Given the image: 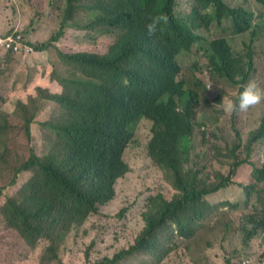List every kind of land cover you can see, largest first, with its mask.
I'll return each instance as SVG.
<instances>
[{
  "label": "trees",
  "instance_id": "1",
  "mask_svg": "<svg viewBox=\"0 0 264 264\" xmlns=\"http://www.w3.org/2000/svg\"><path fill=\"white\" fill-rule=\"evenodd\" d=\"M65 1L61 28L48 41L29 42L36 52L55 54L50 57L52 77L63 86V92L46 89L49 98L63 107L64 117L60 121H56L57 115L52 120L41 118L40 107L37 114V110L30 114L28 102H19L18 108L27 117L28 136L32 135L31 125L43 121L42 127L53 133V144L43 156L32 148L19 166V174L29 171L31 176L16 195H6L0 206V228L4 231L0 244L6 254H11L21 242L34 248L45 238L50 242L49 252L54 254L53 243L63 240L74 225L83 224L100 211L101 205L113 200L116 181L129 170L124 154L135 138V125L147 118L152 122L148 154L171 176L174 193L171 198L161 192L150 195L143 212L144 228L134 243L112 258L90 264H119L120 259L136 252L153 254L158 262L171 254L183 256L188 250L185 243L191 246L201 231L214 229V222L221 219L211 214V196L234 184L245 191L246 203L256 193L254 183L236 178L239 168L249 163L251 152L260 162L253 175L257 182L264 181V120L243 140L236 126L242 112L234 113L227 140L226 131L215 127L214 141H210L214 151L211 166L227 164V174L216 171L208 175V167L200 163L188 166L195 129L216 123L214 118L198 120L199 106L205 105L221 117L223 88L231 85L242 91L257 70L256 36L251 29L257 26V13L245 6L251 0L236 6L228 0H195L187 17L178 14L177 0ZM253 1L264 8V0ZM82 7L90 17L77 22L75 13ZM161 14L168 17V23L149 36L147 23ZM211 20L218 24L229 21L225 29L237 38L244 36L239 40L243 46L236 49L224 36L203 38L200 30ZM68 26L87 30L93 39L104 37L109 45L104 51L64 50L58 43ZM246 32L253 34L251 40L241 35ZM196 49L200 59L191 72H185L181 57ZM9 55L7 61L11 62ZM206 81L213 84L215 93ZM41 87L36 95L39 104L43 99ZM0 98L7 101L1 90ZM8 118L7 114L3 129L10 125ZM202 129L205 143L206 134L212 131ZM223 140L225 145L219 144ZM7 188L1 185L0 195ZM208 220L212 222L206 223ZM240 226L247 243L264 233V204L245 213ZM225 261L237 264L232 257ZM186 262L193 261L186 258ZM258 264H264V257Z\"/></svg>",
  "mask_w": 264,
  "mask_h": 264
},
{
  "label": "rangeland",
  "instance_id": "2",
  "mask_svg": "<svg viewBox=\"0 0 264 264\" xmlns=\"http://www.w3.org/2000/svg\"><path fill=\"white\" fill-rule=\"evenodd\" d=\"M245 2L247 1L228 0V3L233 6ZM65 3V0H0V36L20 35L21 42L30 46L29 42L48 41L61 28ZM195 4V0H177L178 14L182 13L184 17H187L186 14ZM245 6L257 13L255 19L257 26L251 28L256 36L257 70L251 81H256L260 87L264 88V8L253 0ZM89 17L90 13L83 7L75 13L77 22H84ZM228 25L227 20H224L223 24L211 20L207 28L200 31L203 32L202 37L206 39L227 37L238 49L242 45L239 40L244 36L240 38L233 36L229 30L225 29ZM65 31L66 35L61 37L58 45L70 52L104 51L109 45V41L104 37L97 39L88 37L87 30L68 26ZM253 34L246 32L241 35L248 36L251 40ZM11 53L13 52L0 50V90L3 91V96L7 97L5 102H2L0 98V154L2 155H0V186L8 185L4 194L0 195V206L6 201V195H16L29 180L31 172L25 171L19 174L18 168L27 158L30 150L33 148L38 155L43 156L48 153L53 144V133L42 127L43 121L36 120L31 125L32 135L28 136L25 128L27 117L18 108L19 102L21 100L28 102L30 114L35 110L37 114L40 107L41 118L52 120L57 115L56 121H60L64 117L63 107L49 98V91L63 92V86L52 77L54 66L50 62V57L55 54L32 51L27 56H15ZM9 54L13 57L11 62L7 61L10 58ZM199 59L200 53L197 49L192 54L182 56L181 64L185 72H191L192 65H196ZM205 77L207 78V75ZM210 85L208 89L215 93L213 84L210 83ZM38 87L42 88L43 96L40 104L36 101V95H39ZM223 89L225 97L233 98V94L239 92L238 88L231 85ZM210 104H213V101ZM199 108L198 120L207 122L208 118L209 120L214 118L216 123L213 124L214 126L207 124L195 129L191 161L188 166L199 163L201 167L207 166L206 174L211 176L216 171L226 173L228 172L227 164H223V167L220 164L211 166L214 151L210 147V141H214L215 127L226 131L225 140L228 139L231 134L230 122L234 113H224L218 117L214 110L205 105H200ZM7 114L10 125L3 129L2 124ZM263 120L264 102L242 112L236 122L242 139L246 140L250 132L256 130ZM202 128L212 131L206 134L205 143L202 142ZM151 129L152 122L147 118L141 119L135 125V138L124 154L129 170L116 181L113 200L101 205L100 211L91 214L83 224L74 225L63 240L53 243L54 254L49 252L50 242L45 238L39 240L34 248L21 242L17 251L11 254H6L0 244V264L11 262L16 264H90L101 262L105 257L112 258L121 250L128 249L144 228L142 214L149 196L161 192L171 198L174 193L171 187V176L159 168L148 154L146 145ZM225 140L219 144L225 145ZM242 157L246 156L242 155ZM248 160L249 163H244L239 168L236 178L242 182L254 183L256 193L252 195L249 203H246L245 191L238 184H234L227 191L211 196L214 202L211 214L221 219L214 222L216 223L214 229L201 231L198 239L191 246L185 243V249L188 248L185 255L171 254L170 258L164 257L163 261L158 262V259L151 254L137 252L120 259L119 264H188L186 258L193 261L189 264H226V257H232L237 264H242L244 260L251 257L249 264H258L264 257L262 256L264 233H259L247 243L245 232L240 226V218L245 213L253 212L264 204V181L257 182L253 175V168L260 164L258 156L251 152ZM14 180H16L15 184H13ZM219 220L221 223H218ZM211 222L208 220L206 223ZM3 233L4 231L0 228V236ZM236 251H238L237 255H233Z\"/></svg>",
  "mask_w": 264,
  "mask_h": 264
},
{
  "label": "clouds",
  "instance_id": "3",
  "mask_svg": "<svg viewBox=\"0 0 264 264\" xmlns=\"http://www.w3.org/2000/svg\"><path fill=\"white\" fill-rule=\"evenodd\" d=\"M167 23H168V17L166 15L161 14L150 18V21L146 25L147 34L149 36H152L158 31H162L163 30L162 25H166ZM0 37L1 38L13 37L21 43L23 49L25 47L31 48V51L26 53L23 49L21 51H15L13 48L5 49L0 46V50L2 52H13L11 54L15 56H19V55L27 56V54L31 53L32 51L34 52L33 48L30 45L23 44L21 42L20 35L8 36V37L0 36ZM208 87H211V85H209ZM242 88H243L242 91L233 94L235 98L223 96V99L221 101V107L225 114H233V113L247 111L249 108L255 107L259 105L261 102H264V88L260 87L256 81L254 80L249 81L246 85L242 86ZM151 255L154 256L153 254ZM250 258L248 259L250 260ZM250 262L251 261L244 262L243 264H249Z\"/></svg>",
  "mask_w": 264,
  "mask_h": 264
},
{
  "label": "built area",
  "instance_id": "4",
  "mask_svg": "<svg viewBox=\"0 0 264 264\" xmlns=\"http://www.w3.org/2000/svg\"><path fill=\"white\" fill-rule=\"evenodd\" d=\"M0 46L2 48H5V49H11V48H13L15 51H21L23 49L21 43L19 41H17L13 37H9V38H1L0 37ZM23 50L26 53H28V52L31 51V48L25 47Z\"/></svg>",
  "mask_w": 264,
  "mask_h": 264
}]
</instances>
